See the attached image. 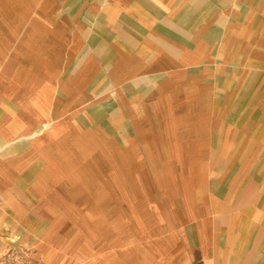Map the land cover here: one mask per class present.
I'll return each instance as SVG.
<instances>
[{
  "label": "crops",
  "instance_id": "1",
  "mask_svg": "<svg viewBox=\"0 0 264 264\" xmlns=\"http://www.w3.org/2000/svg\"><path fill=\"white\" fill-rule=\"evenodd\" d=\"M21 1L7 20L26 29L0 65V200L93 152L131 154L127 167L176 170L158 264H264V83L258 123L240 126L235 88L222 98L214 80L222 51L256 40L262 1L256 24L252 0Z\"/></svg>",
  "mask_w": 264,
  "mask_h": 264
},
{
  "label": "rangeland",
  "instance_id": "2",
  "mask_svg": "<svg viewBox=\"0 0 264 264\" xmlns=\"http://www.w3.org/2000/svg\"><path fill=\"white\" fill-rule=\"evenodd\" d=\"M14 1L20 7L22 1ZM252 2L256 24L263 15L259 17L255 3L264 0ZM10 5L11 0H0V65L6 50L15 48L26 29L7 20ZM225 23L222 16L217 35L221 38ZM263 27L256 40L233 45L235 56L222 51L215 58L220 64L214 78L220 96L235 88L232 122L236 125L258 123L251 115L256 112L251 101L264 83L258 65L264 41L257 40L264 34ZM246 50H254V55H244ZM208 76L207 80L213 79ZM247 115L250 120H245ZM114 141L115 149L120 143ZM131 160V154L93 152L77 166L62 168L59 181L41 190L33 189L28 177L21 179L0 200V264H158L155 246L164 240L166 226L175 224L167 207L178 200L172 193L165 195V176L176 170L160 164L155 169H134L126 166ZM139 195L144 199L138 205Z\"/></svg>",
  "mask_w": 264,
  "mask_h": 264
},
{
  "label": "bare ground",
  "instance_id": "3",
  "mask_svg": "<svg viewBox=\"0 0 264 264\" xmlns=\"http://www.w3.org/2000/svg\"><path fill=\"white\" fill-rule=\"evenodd\" d=\"M224 176V175H223ZM250 194V193H249ZM253 194V193H252ZM252 199V198H251ZM253 201V200H252ZM36 220V219H35ZM39 237V236H38ZM257 240H258V238H257ZM257 244V243H256Z\"/></svg>",
  "mask_w": 264,
  "mask_h": 264
}]
</instances>
